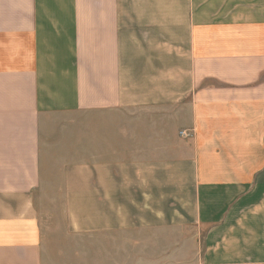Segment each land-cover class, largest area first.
I'll list each match as a JSON object with an SVG mask.
<instances>
[{
  "label": "crops",
  "instance_id": "crops-1",
  "mask_svg": "<svg viewBox=\"0 0 264 264\" xmlns=\"http://www.w3.org/2000/svg\"><path fill=\"white\" fill-rule=\"evenodd\" d=\"M0 264H264V0H0Z\"/></svg>",
  "mask_w": 264,
  "mask_h": 264
},
{
  "label": "built area",
  "instance_id": "built-area-1",
  "mask_svg": "<svg viewBox=\"0 0 264 264\" xmlns=\"http://www.w3.org/2000/svg\"><path fill=\"white\" fill-rule=\"evenodd\" d=\"M180 135H181V136H185V137H188V136H190V134H189V133H186V132H183V131H182V132H180Z\"/></svg>",
  "mask_w": 264,
  "mask_h": 264
}]
</instances>
